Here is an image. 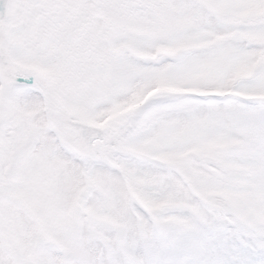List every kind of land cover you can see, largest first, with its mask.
I'll return each instance as SVG.
<instances>
[{
	"label": "snow or ice",
	"instance_id": "6c2138e0",
	"mask_svg": "<svg viewBox=\"0 0 264 264\" xmlns=\"http://www.w3.org/2000/svg\"><path fill=\"white\" fill-rule=\"evenodd\" d=\"M0 264H264V0H0Z\"/></svg>",
	"mask_w": 264,
	"mask_h": 264
}]
</instances>
